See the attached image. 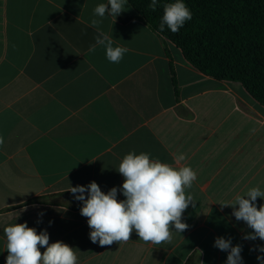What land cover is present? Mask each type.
Here are the masks:
<instances>
[{
    "label": "crops",
    "instance_id": "obj_1",
    "mask_svg": "<svg viewBox=\"0 0 264 264\" xmlns=\"http://www.w3.org/2000/svg\"><path fill=\"white\" fill-rule=\"evenodd\" d=\"M100 3L107 0H0V264L4 228L24 222L75 248L78 264H225L216 237L242 245L243 264H260L264 253L250 249L264 242L244 240L252 230L221 205L264 190V107L240 83L192 67L134 19L128 2L101 25L129 49L123 60L110 63L103 47L89 52ZM130 151L170 164L182 153L197 172L187 190L194 207L183 214L189 227L170 243L135 232L127 243H92L82 202L68 191L92 181L105 193L119 188Z\"/></svg>",
    "mask_w": 264,
    "mask_h": 264
},
{
    "label": "clouds",
    "instance_id": "obj_2",
    "mask_svg": "<svg viewBox=\"0 0 264 264\" xmlns=\"http://www.w3.org/2000/svg\"><path fill=\"white\" fill-rule=\"evenodd\" d=\"M157 4L158 0H151L148 7L155 11ZM126 5L127 0H107L96 5L88 25L96 32L95 43L88 51L94 53L97 47H103L110 63H120L129 49L114 46L113 36L104 32L101 25L105 17H112L115 22ZM191 19L192 12L184 0H175L163 6L159 30L163 32L167 27L175 34ZM3 144L4 138L0 136V145ZM173 159L174 163H164L151 158L150 153L130 151L118 166L117 171L124 178L119 188L112 187L105 193L95 181L70 187L68 191L74 199L82 202L80 215L87 218L92 243L101 247L127 243L135 232L143 242L160 245L170 243L174 232L181 234L188 229L183 214L190 204L194 207V198L187 190L197 180V172L182 164L185 154H177ZM118 192L124 199H118ZM257 198L264 200V190L259 186L236 194L229 204L221 206L231 207L236 221L244 222L252 230L243 236L244 240L264 242V204L258 206ZM3 231L8 253L5 264H78L76 249L59 240L49 243L46 229L37 232L24 222L10 224ZM213 246L227 252L225 264H243L242 245H233L231 237H216ZM41 248L45 250L41 252ZM252 250L264 253V244ZM257 260L264 264V255H258Z\"/></svg>",
    "mask_w": 264,
    "mask_h": 264
},
{
    "label": "trees",
    "instance_id": "obj_3",
    "mask_svg": "<svg viewBox=\"0 0 264 264\" xmlns=\"http://www.w3.org/2000/svg\"><path fill=\"white\" fill-rule=\"evenodd\" d=\"M134 19L182 53L192 67L218 81L238 82L264 107V0H184L192 19L177 33L159 24L163 6L175 0H127Z\"/></svg>",
    "mask_w": 264,
    "mask_h": 264
}]
</instances>
